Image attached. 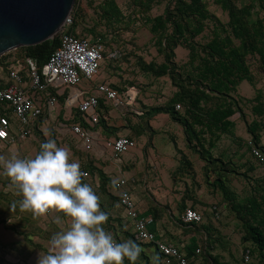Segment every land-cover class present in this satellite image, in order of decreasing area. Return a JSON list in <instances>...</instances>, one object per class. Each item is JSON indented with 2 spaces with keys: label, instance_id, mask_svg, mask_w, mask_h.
<instances>
[{
  "label": "crops",
  "instance_id": "0c3cea01",
  "mask_svg": "<svg viewBox=\"0 0 264 264\" xmlns=\"http://www.w3.org/2000/svg\"><path fill=\"white\" fill-rule=\"evenodd\" d=\"M115 47L117 46L108 50ZM115 63V60L106 59L99 74L93 80L84 79L77 89L62 86L55 109H44L40 117L43 118L42 124L38 120L39 126L33 127L32 133L26 139L17 140L15 143L0 141V155L6 158L12 155L33 158L40 150L38 133L43 130L41 125L45 120L58 116L54 127L56 140H53L59 147L68 148L71 161L79 162L81 170L89 173L88 177L83 178V182L90 184L100 197L101 210L108 215L104 229L117 242L132 240L140 246L142 251L136 264H154V258L155 264L165 263L154 244L134 239L132 221L120 202L121 191H128L138 210L153 219L150 228L158 238L165 239L187 252L196 260V264H214L209 254L217 257L219 264H243V250L246 247L253 249V246L243 240L242 220L236 217V210L230 207V202L224 197L226 191H231L243 206L248 199L256 197L258 205L255 206V213L259 215L258 220L263 219L264 162L252 152L250 142L253 139L247 125L254 120L263 119L262 115L254 111V107L261 106L260 104L264 106V64L259 63L257 70L252 69L255 76L253 91H257L255 96L250 87L244 84L247 80L238 86L237 94L252 101L243 105V117L239 112L231 117L235 123L233 133H224L211 148L210 158L205 160L199 153L189 149L184 125L172 119L168 113H158L148 119L145 106L156 104L145 96L143 102L146 105H139V89L135 85L121 87L118 84L116 75L119 67ZM102 83L121 93L127 87H135L138 91L136 102L132 105H116L98 92L97 85ZM172 89L174 92L175 88ZM78 90L82 91L84 97L99 96L98 111L104 118L102 121L87 123L77 106L67 102L69 95ZM64 96L62 102L61 97ZM2 109L0 105V114ZM242 120L246 132L243 130ZM12 121L15 122L14 119ZM77 122L89 128L94 136L95 145L91 151L83 147L82 139L71 129ZM17 126L18 122H15L14 131H17ZM119 136L130 137L136 140L137 145L116 159L114 151L106 142ZM259 145L264 147V129L260 132ZM184 156L193 164V175L180 171ZM93 168L101 169L103 175ZM2 171L0 168V264H37L39 254L47 253L52 235L66 230L68 221L62 214L60 215L64 222L57 224L54 222L56 213L34 219L31 213H21L19 207L16 211H11L12 202L22 197L10 189L9 181L2 175ZM221 172L222 178L218 181ZM122 179L126 182L118 188L117 183ZM244 179L249 185L245 184ZM212 204H218L222 209V218L219 221L213 220L209 212ZM187 207L200 212L203 208H208L202 212L205 215L204 223L210 225L214 232L208 235L203 228L197 229L192 226L193 223H185L182 216ZM209 242L208 254L206 248ZM199 246H203V252L196 254L195 250ZM256 261L254 255L253 263ZM124 264L130 262L125 259Z\"/></svg>",
  "mask_w": 264,
  "mask_h": 264
},
{
  "label": "trees",
  "instance_id": "16d2710c",
  "mask_svg": "<svg viewBox=\"0 0 264 264\" xmlns=\"http://www.w3.org/2000/svg\"><path fill=\"white\" fill-rule=\"evenodd\" d=\"M151 1L136 0L135 4L140 5L145 11H150ZM88 3L93 5L94 1L89 0ZM216 3L228 13L227 23L222 22L209 10L207 0H170L163 14L154 17L148 15L146 22L150 24V31L157 36L158 53L164 56V60L161 63L154 60L142 61L141 64L143 71L156 77L169 76L176 88L165 103L145 106L146 116L150 119L153 115L164 112L183 124L189 149L199 153L205 160L210 158L211 148L224 133H233L235 123L231 117L238 112L243 117V105L252 101L236 96L238 86L244 80L255 84V76L247 57L258 55L264 64V16L253 18L255 7L260 12L264 11V0H249L242 5H238L237 0H216ZM94 12L96 14L94 20H97L90 29L92 34H87L84 30L79 32L78 27L85 17V10L81 6V0H76L71 13L73 22L67 28V32L78 37L105 36L97 31L99 25L112 26L124 20V13L117 0L100 1L94 6ZM210 20L216 22L212 37L201 43L197 37L206 30L207 22ZM60 42L59 36L34 46L20 47L15 49L21 52L20 55L12 59L8 57L12 51L2 55L0 65L3 64L9 69L16 60L23 61L26 56H31L42 66L49 60ZM178 46H183L189 51V59L182 65L175 60V50ZM64 98L65 96L61 97L62 102ZM3 104L6 105V102ZM177 104L181 105L180 109L176 108ZM260 105L254 107V111L262 115L263 119L249 123L247 129L252 134L255 146L264 152V147L259 145L260 132L264 129V106ZM3 112L4 108L1 110V113ZM40 117L32 123V128L38 127ZM103 119L100 115L99 120ZM148 127L152 130L150 126ZM182 161L180 171L193 175L192 162L187 156H184ZM93 170L103 175L101 169ZM222 173L219 174L218 181L222 178ZM223 186L226 187L224 184ZM233 195L231 191H226L224 199L230 202V207L236 210V217L242 220L244 234L242 238L252 244L257 260L252 264H264V217L258 220L259 215L255 213L257 198L248 199L247 204L243 206V203L237 201ZM192 226L197 229L203 228L208 235L214 232L212 227L205 223H193ZM212 241L214 243V240ZM206 249L210 250V242ZM209 255L214 264H219L217 257Z\"/></svg>",
  "mask_w": 264,
  "mask_h": 264
},
{
  "label": "built area",
  "instance_id": "2783aa9c",
  "mask_svg": "<svg viewBox=\"0 0 264 264\" xmlns=\"http://www.w3.org/2000/svg\"><path fill=\"white\" fill-rule=\"evenodd\" d=\"M72 14L67 18L64 30L60 34V45L54 49L49 60L42 66L31 56H26L23 61L16 60L9 69L0 65V104L4 112L0 114V141L15 143L23 140L32 133V123L36 121L48 108L55 109L58 103V95L62 86L77 89L84 79L93 80L100 72L102 63L106 60H120L124 53L119 47L106 50L105 36L78 37L67 32L72 24ZM27 77V79H26ZM97 90L107 99L114 101L116 105H132L136 102L138 91L135 87H127L123 93L107 84H98ZM6 102V105L3 104ZM67 102L77 106L83 119L90 124L97 123L100 119L99 96H83L81 90L74 91L67 98ZM181 108L180 104L176 105ZM18 122L17 131H14V123ZM71 129L82 139V145L91 151L95 145V139L89 128L80 123H74ZM106 145L114 151L116 159L119 155L136 147V140L128 136H119L108 140ZM253 154L264 162V153L260 148L250 142ZM89 173L85 170H81ZM125 179L117 183L121 188ZM120 202L126 208L127 215L134 227V239L142 243L154 244L161 253L165 264H196V260L187 252L165 239L157 237L151 230L153 219L143 215L128 191H121ZM213 220L222 218V209L218 204H212L209 208ZM182 219L185 223H204V213L187 207ZM203 246L196 248L195 253L201 254ZM243 264H251L254 261V253L251 247H246L242 253Z\"/></svg>",
  "mask_w": 264,
  "mask_h": 264
},
{
  "label": "clouds",
  "instance_id": "9594fccd",
  "mask_svg": "<svg viewBox=\"0 0 264 264\" xmlns=\"http://www.w3.org/2000/svg\"><path fill=\"white\" fill-rule=\"evenodd\" d=\"M0 168L10 189L22 197L12 202L11 211L19 207L34 219L56 213L57 224L64 222L62 214L68 221L66 230L52 235L37 264H124L125 259L136 264L142 249L132 240L117 242L104 229L108 215L93 187L83 182L87 173L71 161L68 148L49 139L33 158L0 155Z\"/></svg>",
  "mask_w": 264,
  "mask_h": 264
},
{
  "label": "rangeland",
  "instance_id": "374dc122",
  "mask_svg": "<svg viewBox=\"0 0 264 264\" xmlns=\"http://www.w3.org/2000/svg\"><path fill=\"white\" fill-rule=\"evenodd\" d=\"M92 1H94L93 5L88 3L89 0H81V6L85 10V17L78 27L79 32L84 30L87 31L85 33L92 34L90 29L97 20H94L96 17L94 6H97L102 0ZM207 1L209 10L217 15L222 22L227 23L229 20L228 13L224 11L218 3H216V0ZM248 1L249 0H237V4L242 5L244 2L246 3ZM135 2L136 0H117V3L124 13V20L121 23H117L112 26L101 24L97 27V31L105 35L106 50L113 46H117L121 48L124 53L123 57L115 63L117 67H119L116 75L118 84L122 85L121 87L124 85H135L140 91V96L137 101L139 105H146L143 102L145 96V98L152 101L154 105H161L165 103L169 97H171V95L176 91V88L173 85L170 86L171 79L169 76L156 77L152 73L143 71L141 64L142 61L150 62L154 60L157 63H161L164 60V56L158 53V46L156 45L157 36L150 31V24L146 22V17L148 15L154 17L163 14L166 7L170 3V0H152L150 3V11H145L140 5H136ZM257 9V7L253 9L254 19L259 16H264V11L260 12ZM215 26L216 22L214 20L208 21L206 30L197 37V40L201 43H205L210 40ZM175 51V60L179 65L188 61V49L183 46H178ZM20 53L21 52L14 50L8 57L12 59L13 57L20 55ZM247 60L251 71H253V68L254 70H257L259 63H261L258 55H249ZM244 84L250 87L254 96L257 94L256 90L253 91L254 84H251L248 81H245ZM171 87L175 88L174 92ZM169 89H171V91L168 92ZM236 96L242 97L237 93ZM57 117L47 119L43 122L44 124L41 125L43 130H38L39 145L49 139L56 140L57 133L54 127L58 122ZM42 120L43 118L40 119L41 124ZM241 123L244 130L245 124L243 120ZM244 131L246 132V129ZM244 182L246 185H249L247 180L244 179ZM206 209L208 210V208ZM206 209L203 208L201 211L205 212Z\"/></svg>",
  "mask_w": 264,
  "mask_h": 264
},
{
  "label": "water",
  "instance_id": "95a60500",
  "mask_svg": "<svg viewBox=\"0 0 264 264\" xmlns=\"http://www.w3.org/2000/svg\"><path fill=\"white\" fill-rule=\"evenodd\" d=\"M76 0H0V57L60 36Z\"/></svg>",
  "mask_w": 264,
  "mask_h": 264
},
{
  "label": "snow or ice",
  "instance_id": "6c2138e0",
  "mask_svg": "<svg viewBox=\"0 0 264 264\" xmlns=\"http://www.w3.org/2000/svg\"><path fill=\"white\" fill-rule=\"evenodd\" d=\"M0 135H3V133H0Z\"/></svg>",
  "mask_w": 264,
  "mask_h": 264
}]
</instances>
